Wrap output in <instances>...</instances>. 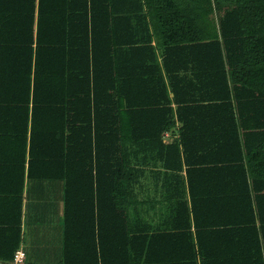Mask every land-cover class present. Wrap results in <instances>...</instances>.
Wrapping results in <instances>:
<instances>
[{
    "label": "trees",
    "instance_id": "trees-1",
    "mask_svg": "<svg viewBox=\"0 0 264 264\" xmlns=\"http://www.w3.org/2000/svg\"><path fill=\"white\" fill-rule=\"evenodd\" d=\"M56 184L57 264H264V0H0V260Z\"/></svg>",
    "mask_w": 264,
    "mask_h": 264
},
{
    "label": "crops",
    "instance_id": "crops-1",
    "mask_svg": "<svg viewBox=\"0 0 264 264\" xmlns=\"http://www.w3.org/2000/svg\"><path fill=\"white\" fill-rule=\"evenodd\" d=\"M164 141L170 139L169 134L165 133ZM147 185L150 187V199L155 202L159 214L153 218V222L159 221L160 203L158 202L159 194L152 189L157 185L155 179L149 178ZM54 194L51 196V202L42 207L37 200H33L28 207L27 217L33 219L29 223L24 221L22 224V241L21 246L26 252L27 264H57L61 254L62 244V216H63V198L60 184H56ZM264 204V203H263ZM27 209V208H26ZM43 209V210H41ZM264 214V211H263ZM37 215V216H36ZM43 217L44 223H38L36 220H41Z\"/></svg>",
    "mask_w": 264,
    "mask_h": 264
},
{
    "label": "rangeland",
    "instance_id": "rangeland-1",
    "mask_svg": "<svg viewBox=\"0 0 264 264\" xmlns=\"http://www.w3.org/2000/svg\"><path fill=\"white\" fill-rule=\"evenodd\" d=\"M143 183H146L147 185V180H144ZM147 188H148L147 192L149 194V197L146 194L145 195L140 194V201H139L140 205H136V212L134 213H138V215L141 216L143 219L149 220V219L155 218V216L159 214L157 212L159 211V209L156 208L157 205L152 206L151 201H150L151 200L150 193H149L150 187H147Z\"/></svg>",
    "mask_w": 264,
    "mask_h": 264
},
{
    "label": "built area",
    "instance_id": "built-area-1",
    "mask_svg": "<svg viewBox=\"0 0 264 264\" xmlns=\"http://www.w3.org/2000/svg\"><path fill=\"white\" fill-rule=\"evenodd\" d=\"M0 264H27L26 252L22 247H19L13 253V256L9 260H0Z\"/></svg>",
    "mask_w": 264,
    "mask_h": 264
}]
</instances>
